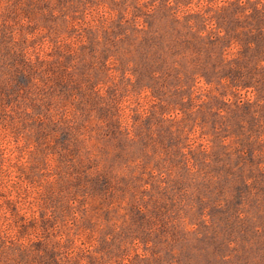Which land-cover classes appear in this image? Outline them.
Masks as SVG:
<instances>
[{
    "label": "rangeland",
    "instance_id": "rangeland-1",
    "mask_svg": "<svg viewBox=\"0 0 264 264\" xmlns=\"http://www.w3.org/2000/svg\"><path fill=\"white\" fill-rule=\"evenodd\" d=\"M0 264H264V0H0Z\"/></svg>",
    "mask_w": 264,
    "mask_h": 264
}]
</instances>
